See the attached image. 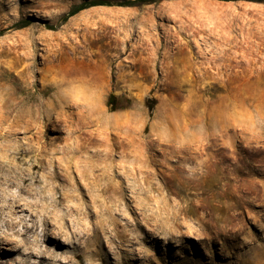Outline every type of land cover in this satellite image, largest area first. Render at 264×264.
Here are the masks:
<instances>
[{
    "label": "clouds",
    "instance_id": "1",
    "mask_svg": "<svg viewBox=\"0 0 264 264\" xmlns=\"http://www.w3.org/2000/svg\"><path fill=\"white\" fill-rule=\"evenodd\" d=\"M129 2L97 34L134 36L148 51L159 29L160 76L147 87L119 44L97 54L73 36L99 19L83 11L90 0H0V30L24 26L27 54L23 74L0 61V250L15 253L8 264H150L146 236L180 245L192 222L198 241L211 232L209 264H264V216L241 220L264 204V78L205 88L185 52L207 44L204 11L224 23L241 14L217 17L211 0ZM248 14L264 26V8Z\"/></svg>",
    "mask_w": 264,
    "mask_h": 264
},
{
    "label": "rangeland",
    "instance_id": "2",
    "mask_svg": "<svg viewBox=\"0 0 264 264\" xmlns=\"http://www.w3.org/2000/svg\"><path fill=\"white\" fill-rule=\"evenodd\" d=\"M100 1L107 3L83 9L86 13L100 14L99 19L93 17L86 21L90 27V32L80 35L73 32V36L80 42L91 40L95 45L91 51L97 54L101 49L117 53L116 45L119 44V59L129 66L125 71L131 76L137 77L135 83L147 87L153 76H160L159 53L155 51L157 43L163 44V40L159 39V29H157V41L153 42L149 37L148 51L135 47L134 36L129 40L125 39L122 33L120 35L113 33L111 36L97 34L102 23L105 28H111L114 23L107 14L130 11L134 7V5H119L126 0ZM28 2L29 0H20L22 6ZM211 3L216 8L217 17H222L221 10L231 9L241 14L242 19L224 23L222 19H213L207 11L203 12V22L207 28L201 30L200 36L204 37L206 32L211 33L207 36V44L193 40L188 42V47L185 49L188 56L194 57L198 62L197 68L204 76L203 87H218L225 80V77L233 81L235 85L264 78V26L256 20L255 16L248 14L249 10L264 8V0H211ZM252 23L256 25V33H252L250 27L247 30L243 27L246 24L250 26ZM237 24L242 25V27L238 28ZM23 27L17 25L12 26L10 31L0 30V42L6 40L7 48L11 49V51L6 49L4 53H0V61H6L10 69L21 74L26 71L27 67V54L21 43L23 37L18 36ZM179 38L185 39L183 35ZM52 39L59 42L55 37ZM201 50H203L204 55L200 54ZM18 53L24 57L19 64L14 59ZM153 57H156L155 62L152 60ZM201 65L203 66L201 67ZM187 75L191 78L193 73L189 71ZM109 76H111V71H109ZM218 95H223V93H218ZM239 118L242 120L251 118V113L241 112ZM262 216H264V204H254L243 210L241 220L251 227L249 221H259ZM187 224H190V228H187L190 235L184 237L180 245H174L171 241L165 244L164 241L151 237L150 234L146 236L144 248L150 253V264H209L208 257L204 253L207 248L206 241L211 237V232L207 231L208 226L205 225L206 234L203 240L198 241L196 235L199 233V228L192 222H187ZM218 247V244L213 241L214 252ZM216 260H220L218 252ZM132 264H140V262L136 260Z\"/></svg>",
    "mask_w": 264,
    "mask_h": 264
},
{
    "label": "bare ground",
    "instance_id": "3",
    "mask_svg": "<svg viewBox=\"0 0 264 264\" xmlns=\"http://www.w3.org/2000/svg\"><path fill=\"white\" fill-rule=\"evenodd\" d=\"M187 228H190V224H186ZM14 252H10L7 250H0V261H4V264H8L10 260H12Z\"/></svg>",
    "mask_w": 264,
    "mask_h": 264
},
{
    "label": "trees",
    "instance_id": "4",
    "mask_svg": "<svg viewBox=\"0 0 264 264\" xmlns=\"http://www.w3.org/2000/svg\"><path fill=\"white\" fill-rule=\"evenodd\" d=\"M259 1H262V0H259ZM105 3H107V2H103V1H100V0H93V1H90V3L87 5V7L94 6V5H103ZM119 5H134V4L130 3L129 0H126L125 2H123V3L119 4Z\"/></svg>",
    "mask_w": 264,
    "mask_h": 264
}]
</instances>
